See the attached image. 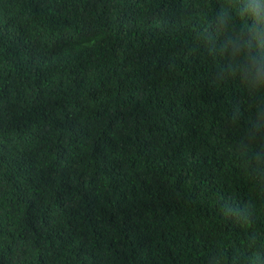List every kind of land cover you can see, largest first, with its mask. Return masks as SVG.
Returning a JSON list of instances; mask_svg holds the SVG:
<instances>
[{
  "label": "trees",
  "instance_id": "obj_1",
  "mask_svg": "<svg viewBox=\"0 0 264 264\" xmlns=\"http://www.w3.org/2000/svg\"><path fill=\"white\" fill-rule=\"evenodd\" d=\"M0 264H264V0H0Z\"/></svg>",
  "mask_w": 264,
  "mask_h": 264
}]
</instances>
